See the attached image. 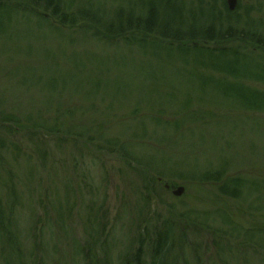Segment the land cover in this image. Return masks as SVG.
<instances>
[{"label":"rangeland","instance_id":"obj_1","mask_svg":"<svg viewBox=\"0 0 264 264\" xmlns=\"http://www.w3.org/2000/svg\"><path fill=\"white\" fill-rule=\"evenodd\" d=\"M104 1L106 4L109 2V0ZM136 1L112 0L116 5L123 7ZM236 9L238 14L249 9L254 20L264 21V0H237ZM213 10L208 7L203 12L208 14ZM18 19L23 22L21 16ZM31 30L24 26L17 30V35L20 36L18 38L21 40L18 47V63L9 61L11 52L6 56L4 63L0 59V94H4V110L19 118L25 114L41 111V117L47 119L55 109V99L59 97L62 98L59 100V104L62 105L61 111L72 108L78 118L84 113V118L97 117L98 122L74 118L73 123L77 124L76 126L81 124L89 131L93 128L95 130L101 128V132L106 134L105 138L119 136L125 140L132 139L129 131L124 133L127 126L142 123L151 132V125L155 124V118L169 121L170 124L175 119H179L184 124L181 132L175 134L172 139H166L167 142L161 143L163 145H160L162 146L160 149L173 158L178 156L183 169H186L190 175L197 176L196 169L202 167L215 170L228 169V176H239L249 181L257 180L259 184L252 182L257 185L252 188L264 186V112H245L224 107L221 103L222 93L225 91L223 88L215 95L210 94L209 91L201 94L196 86L198 77L191 76L188 71L185 72L184 70H188V67L182 65L181 61H176L174 54L170 56L172 62H169L168 53L161 47L140 44L130 49L129 46L120 44L119 38L105 39V42L79 41L78 45L75 43L70 46L63 43L65 58L64 61L59 62L57 59L64 55L61 54L59 42L49 41L57 40V33L53 30L34 31L36 37L32 39L29 37ZM3 42L6 43L4 48L6 51L10 44H15L13 40ZM30 46L37 55L47 48V53L53 56H51L52 59L45 60L41 56H39L41 58L24 59V51ZM16 57L13 55L15 61ZM55 60L68 74L57 77L58 83L67 88L60 89V94H55L56 96H52L51 99L49 97L53 103L49 109L42 108L43 105L39 101L44 102L48 96L42 91L39 83L35 82V76L46 64L54 63ZM72 61L81 63V67L73 65ZM53 66L51 65V68ZM13 71L19 74L12 75L15 73ZM245 83L259 91H264L263 83L253 80L245 81ZM198 96L203 99V103L201 100L194 99ZM188 98L194 99L190 111L197 112L195 122L186 116L188 110L177 111L184 108ZM210 101L215 102L210 105ZM2 127L4 128L0 130V141L5 148L7 147V152L0 151V179L4 175L2 171H5L4 176L12 174L17 179L21 178V174L24 170L26 172L27 167L39 168L41 171L34 186L35 196L31 203H27L29 205L24 206L23 199V205L18 209L20 214L17 217L18 222H16L21 240L20 248L24 253L32 252L31 262L39 263L43 258L44 264H76L75 262L80 261L82 255L72 251L71 244L74 238L79 241V245L81 244L83 254L92 253L97 261L103 259V248L111 255H114L116 251H126L127 244L130 245V253L138 249L140 246L138 236L140 231L139 227L137 228L139 222L135 216L125 218L119 212L121 205L128 208L127 214L130 215L135 209V192L134 190L132 192V189L140 188L146 182L145 175L141 174L139 169L123 161L117 150L101 148L100 142H93V148L87 151L84 146H81L84 145L83 142L74 141L65 136L44 138L36 131L24 129V124ZM183 131L184 133L177 139ZM138 135L142 138L141 133L138 132ZM143 139L145 140L142 141L143 144L159 148L160 138L151 137L148 133ZM175 139L177 143L173 141ZM41 150L45 152V156L42 155L43 159H40ZM132 150L136 152L134 147ZM17 152V157L13 159L12 154ZM79 152L82 153L81 156H78ZM75 154L87 162L94 163L95 168L91 170L92 178L89 177V184L98 189L94 190L99 194V200L96 207H92L93 212L89 209L83 210L77 194L74 196L78 201L72 204L70 189L63 192L67 177L65 172H71L74 168L71 164L76 157ZM61 162L64 166L59 169L57 164ZM53 175L56 182L54 187L58 190L53 191L57 197L59 196L55 205L58 206V213L63 218V225L58 226L53 222V216L48 208V200L51 198L49 187L54 188L48 176ZM38 179H40V185L37 184ZM51 179L54 180L53 177ZM174 181L177 185L173 188L163 183L160 186H154L160 189V192L161 189H165L166 192L161 193L164 203L167 204L161 207V204L157 203L159 200H156L146 217L149 222L145 223L151 235L155 229L160 228V222L164 220L175 223L173 226L176 229L184 231L187 228L185 239L184 236L181 238L179 234L175 235V248L171 250L174 252L166 256V264H179L180 254L176 251L182 249L188 251L192 243L196 245L197 251H205L201 264H219L214 255L215 245L224 242L220 232L215 233V229L218 231V228L224 229L225 226L219 225L217 221L216 224L213 223L214 225L209 223L214 228L198 226L196 230L198 236L194 238L191 236L192 225L188 224V227H185L186 223L176 220L171 215L172 212L176 214L188 212L195 217L218 210L227 215L233 223L246 229L245 231L252 228L264 229V200L260 203L253 197L250 200L233 201L218 193L219 183L177 179ZM246 186H240L238 190L243 191V194L250 193V187ZM179 187H182L183 191L175 195ZM61 196L66 198L65 202L63 198L60 200ZM86 197L88 198L89 194ZM252 200L254 204L257 203L255 207H259L258 211L247 210ZM9 202L11 201L10 198L7 200L5 190H0V203L7 208ZM102 203L103 206H101ZM71 204L72 211L68 215ZM169 206L173 207V211L169 209ZM157 214L161 219L158 220ZM46 215H49L52 224L46 223ZM5 224L3 221V225ZM85 227L89 229L88 232L85 231ZM0 240H2V234H0ZM41 243H47L52 247V251H41L40 247H33ZM238 248L243 250L245 254L243 257L251 258V264H256L252 261L253 254H246L251 251H244L248 247ZM6 255L8 261H11L9 250H6ZM145 258L146 264H150L149 258ZM181 261H183L182 258ZM190 264H192L191 260Z\"/></svg>","mask_w":264,"mask_h":264},{"label":"trees","instance_id":"obj_2","mask_svg":"<svg viewBox=\"0 0 264 264\" xmlns=\"http://www.w3.org/2000/svg\"><path fill=\"white\" fill-rule=\"evenodd\" d=\"M107 3L104 0H0V59L4 63L6 56L11 52L8 57L9 61L19 62H17L18 47L21 40L18 38L20 36L17 35V30L21 26L32 29L29 34L32 39L36 37L34 31L53 30L57 33L58 38L49 41L59 42L58 46L61 49L63 43L70 46L75 43L78 45L79 41L105 42V39L111 38H119L121 40L120 44H125L130 49H133L135 45L150 44L161 47L162 50L166 51L169 62H172L170 56L174 54L176 61H181L182 65L188 67V70L184 71H188L191 76L198 77L199 81H197L196 86L201 94L209 91L210 94L215 95L223 88L225 91L222 93L221 103L224 107L245 112H264V91H259L245 83V81L253 80L264 84V21L254 20L251 13H249V9H246L242 14H238L237 9L229 11L225 0H193L191 2L186 0H137L124 7L116 5L112 0ZM208 7L214 10L206 14L203 10ZM20 16L23 22L19 21L18 17ZM67 30L69 31L67 32ZM6 40L15 42V44H10L7 51L4 49L6 43L3 42ZM47 51L48 49L45 48L40 55H37L30 46L24 51L23 56L24 59L41 56L45 60H51L52 55H49ZM64 53V49H62L61 54ZM13 55L17 56L16 61ZM54 57L57 56L54 55ZM64 58L65 54L57 60L62 62ZM57 60L54 63L46 64L35 76V82L39 83L42 91L48 96V99L44 102L39 101L43 105L42 108L49 109L50 105L53 104L50 100L52 96L60 94V89L67 88V86L59 84L57 81V77H64L66 74ZM72 63L81 67V63H79L80 65L73 61ZM51 65H54L53 68H51ZM30 69L34 70V68ZM13 72L15 73L12 75L19 74L17 71ZM8 76L10 77L11 74L9 73ZM3 95V93L0 94V130H3L4 127L2 126L5 125L10 127V125L24 124V129L36 131L44 138H63L65 136L74 141L83 142L84 145L81 146H84L87 151H89V148H93V142H100L102 144L101 148L117 150L123 161L139 169L141 174L145 175L146 182L140 188L132 189V192L133 190L135 192V209L133 213L131 215L127 214L128 208L125 205H121L119 212L125 218L126 216H132L133 218L135 216V219L139 222V225H137L140 231L138 235L140 246L138 249L130 253V245L127 244L126 251H116L114 255H111L109 251H105L103 248V261H97L92 253L84 255L83 248L80 247L81 244L79 245V241L74 238L71 244L72 251H75L77 255H82L81 260L75 262L76 264H146L145 257L149 258L150 264H166V256L174 252L171 250L175 248V235L179 234L181 238L184 236L185 239L187 228L184 231L176 229L173 226L175 223L164 220L160 222V228L155 229V232L151 235L147 227L149 222L146 219L147 214L154 207L156 200H159L157 203L161 204V207L167 204L164 203L162 195L166 192L165 189H161V192L163 191L161 193L160 189L154 187L155 185L160 186L163 183V185L173 188L177 185L174 181L176 179L201 183H219L217 186L218 193L233 201L239 199L250 200L253 197L260 203L264 200V193L262 192L264 186L262 188H252L259 184L257 180H250V182L239 176H228V169L215 170L214 168L208 169L205 167L196 169L197 176L190 175L186 169H183L178 156L173 158L162 151L160 145L163 144L161 143L167 142L175 134L181 132L184 124L179 119H175L170 124L169 121L155 118V124L151 125V132L142 123H136L131 127L127 126L124 132L129 131L132 139L125 140L119 136H111L110 139H107L105 138L106 134L101 132V128L96 130L93 128L89 131L81 124L76 126L77 124H74L73 121L74 118L78 117L75 116L74 109L67 108L61 111L62 105L59 104V100L62 98L55 99V109L47 119L41 117V111L33 112L35 114H25L19 118L4 110L3 102L5 98H3ZM194 99L196 101L201 100L203 103L200 96ZM194 99L188 98L187 102L185 101L184 108L177 111L186 112L188 110L189 112ZM188 112L186 116L195 122L197 112ZM83 115L78 120L86 119L87 121L98 122L96 116L84 118ZM79 123L81 122L79 121ZM138 132L141 133L142 138L139 137ZM148 133L151 137L161 139L158 144L159 148H153L149 144L142 143V141H145L143 137H146ZM183 133L184 131L179 134L177 139ZM177 139L173 141L177 143ZM133 147L136 152L132 150ZM6 148L0 141V151L7 152ZM40 152V159H43L45 152L44 150ZM81 154L79 152L78 156H81ZM12 155L14 159L17 157L18 152ZM78 156L76 155L73 158L71 165L74 168L72 171L65 172L67 177L63 192L70 189L72 204L78 201L74 196V194H77L83 210L89 209L93 212L92 210L99 200V194L94 190L96 188L89 184L91 170L95 168L94 163L89 160L87 162ZM57 166L60 169L64 164L61 162ZM27 168L19 179L13 177L12 174L6 177L4 176L5 171H2L4 175L0 179V190H5L7 200L10 198L11 202L7 204V208L0 203V234H2L0 264H44L43 258L39 263L31 262L32 252L28 251L26 254L20 248L21 240L18 224L16 223L18 222L17 217L20 215L18 209L19 206L23 205V199L24 206L29 205L27 203H31V200H33L36 179L40 177L41 173L39 168ZM190 173L192 172L190 171ZM48 178L54 187L56 185L55 176H48ZM37 184L40 185V179H38ZM240 186L250 187L252 193L243 194V191L238 190ZM76 187L77 189H75ZM49 188H51L49 191L51 198L48 200V208L53 216V222L57 226L63 225L62 215L58 213V206L55 205L59 196L57 197L53 190H58L56 187ZM261 193H263L262 196ZM88 194L89 197L87 198ZM62 198L65 202L66 198L61 196L60 200ZM250 203L251 205L247 210H259V207H255L257 203L254 204L253 200ZM72 204L68 215L72 211ZM101 206H103V203ZM92 207L94 208L92 209ZM169 209L173 211L172 206H169ZM171 215L181 223H186L185 227L191 224V236L194 238L198 236L196 231L198 226L207 229L214 228L209 223L211 222L214 225L216 221L219 225L225 226L224 229L222 227H220L221 229L218 228V231L215 229V233L220 232L224 240V242L215 245L214 255L219 264H251V258L243 257L245 254L238 247H248L244 251L252 252L246 253L253 254L252 261L256 264H264V229L252 228L245 231L246 229H242L239 225L233 223L227 215L218 210L195 217L189 215L188 212L180 214L172 212ZM48 216L46 215V223L49 225L52 223H50ZM157 217L158 220L161 219L160 215ZM3 221H5V225H3ZM146 222L147 224H145ZM88 230L85 227V231L88 232ZM33 247H40L41 251H52V247L47 243L36 244ZM198 249L200 248L198 247ZM6 250H9L11 261H8L7 255L5 256ZM204 252L197 251L196 245L193 243L189 246L188 251L183 249L176 251L180 254L179 264H190V260L192 264H201L202 258L205 257ZM181 258L183 261H181Z\"/></svg>","mask_w":264,"mask_h":264},{"label":"water","instance_id":"obj_3","mask_svg":"<svg viewBox=\"0 0 264 264\" xmlns=\"http://www.w3.org/2000/svg\"><path fill=\"white\" fill-rule=\"evenodd\" d=\"M225 3L229 11H234L236 9L237 0H225ZM182 191V187L177 188V192L175 193V195H179L180 193H182Z\"/></svg>","mask_w":264,"mask_h":264}]
</instances>
